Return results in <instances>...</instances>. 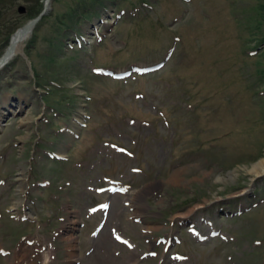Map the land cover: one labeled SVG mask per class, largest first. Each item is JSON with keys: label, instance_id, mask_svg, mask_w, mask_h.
Listing matches in <instances>:
<instances>
[{"label": "rangeland", "instance_id": "1", "mask_svg": "<svg viewBox=\"0 0 264 264\" xmlns=\"http://www.w3.org/2000/svg\"><path fill=\"white\" fill-rule=\"evenodd\" d=\"M101 1L51 0L0 68V100L32 101L0 132V264L42 238L68 264L71 237L74 264H264V0ZM44 2L0 0V57Z\"/></svg>", "mask_w": 264, "mask_h": 264}, {"label": "bare ground", "instance_id": "2", "mask_svg": "<svg viewBox=\"0 0 264 264\" xmlns=\"http://www.w3.org/2000/svg\"><path fill=\"white\" fill-rule=\"evenodd\" d=\"M50 2H51V0H49V1L45 0V2H44L45 7L48 9L47 11L50 10V7H49ZM33 22H34V19L29 20L24 26H22L20 28V30H18L12 36V38L10 40L9 47L5 50L4 54L0 57V62L6 63V61H8L14 54H16V52H22L24 42L31 35L32 30L35 28V25L37 23V22H35V23H33ZM77 119L78 118H76V121H77ZM58 155H60V153H58ZM61 156H63V155L61 154ZM248 172L251 173V179L252 180H254L255 178H259V177L263 176L264 175V156L261 157V159L257 160L255 163H253L251 165L250 169L248 170ZM130 202L134 206H135V204H137L135 197H132L130 199ZM134 210L138 211L137 208H134ZM189 214H191V213L189 212ZM69 224L73 225L72 223H69ZM69 237H70V235H69ZM121 239L124 240V238H122V237H121ZM67 240L69 243L67 248L70 249L69 250L70 251L69 252V263L68 264H74L73 260H74L75 255L72 254L71 252L75 253V249L77 248L75 245V238L71 237L70 239H67ZM70 242H72V243H70ZM49 245L51 246V244L49 242L45 241L43 238L39 242H38V240L26 239V241L23 242L19 246V248L16 249V251L13 252V255H12L13 263L12 264H49L51 261V256H52L51 253L48 251Z\"/></svg>", "mask_w": 264, "mask_h": 264}, {"label": "water", "instance_id": "3", "mask_svg": "<svg viewBox=\"0 0 264 264\" xmlns=\"http://www.w3.org/2000/svg\"><path fill=\"white\" fill-rule=\"evenodd\" d=\"M47 1H49V0H47ZM18 12H23L24 10H23V7H18ZM47 12V8L45 7V5H44V8H43V10L39 13V15L34 19V22L33 23H35L42 15H44L45 13ZM2 64V62H0V65ZM9 113H6V115H3L2 116V119H1V123L3 122V120H4V118L8 115Z\"/></svg>", "mask_w": 264, "mask_h": 264}, {"label": "trees", "instance_id": "4", "mask_svg": "<svg viewBox=\"0 0 264 264\" xmlns=\"http://www.w3.org/2000/svg\"><path fill=\"white\" fill-rule=\"evenodd\" d=\"M97 4H99L100 6H102V7H104L105 5H104V3L101 1V0H99V3H97ZM5 6H7L6 5V3H3L2 5L0 4V9L1 8H4ZM90 14H98V10H90L86 15H90ZM74 21H76L75 19H74Z\"/></svg>", "mask_w": 264, "mask_h": 264}]
</instances>
